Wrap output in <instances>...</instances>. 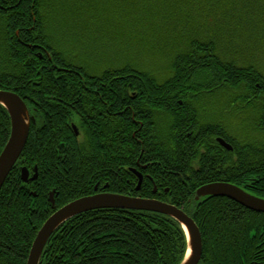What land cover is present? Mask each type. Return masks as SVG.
<instances>
[{"label":"trees","instance_id":"1","mask_svg":"<svg viewBox=\"0 0 264 264\" xmlns=\"http://www.w3.org/2000/svg\"><path fill=\"white\" fill-rule=\"evenodd\" d=\"M219 44L231 49L233 59L217 53ZM249 45H264V0H0V90L18 95L35 120L0 191V264H26L47 218L92 195L96 184L182 207L201 235L199 264H264L256 257L264 251V214L225 198L194 201L199 187L215 182L264 199V68L250 55L252 61L242 63L235 52ZM204 86L212 97L198 93ZM96 88L109 92L111 107L125 106L124 114H108L114 124L89 130L91 156L86 150L58 153L72 109L44 107L40 93L77 101L75 116L87 126L88 93ZM208 106L215 114L206 113ZM207 116L219 126L203 125ZM137 119L143 127L133 134ZM9 133V116L0 106V153ZM196 133L197 142L191 139ZM138 157L154 166L147 187L136 191L127 186L136 177L126 168ZM22 167L31 175L36 170L37 180L22 183ZM186 249L173 219L98 210L63 224L39 264H179Z\"/></svg>","mask_w":264,"mask_h":264},{"label":"water","instance_id":"2","mask_svg":"<svg viewBox=\"0 0 264 264\" xmlns=\"http://www.w3.org/2000/svg\"><path fill=\"white\" fill-rule=\"evenodd\" d=\"M0 106L6 111L10 120L9 137L0 153V191L12 169L19 161L27 143L31 123L34 117L24 101L15 93L0 90ZM77 134V132H76ZM221 147L230 151L231 146L224 140L217 139ZM21 181L25 184L37 180L36 170L29 178V171L19 169ZM136 191H139L142 177L138 176ZM226 198L241 207L258 214H264V199L248 194L239 187L217 182L201 186L195 192V201L202 198ZM49 203L55 209L54 192L49 194ZM98 210H124L163 215L177 222L182 228L187 249L179 264H199L202 256V240L198 227L193 219L182 208L155 199L130 197L112 193H95L72 201L56 210L38 230L29 251L26 264H39L42 253L51 236L66 222L79 215Z\"/></svg>","mask_w":264,"mask_h":264},{"label":"flooded vegetation","instance_id":"3","mask_svg":"<svg viewBox=\"0 0 264 264\" xmlns=\"http://www.w3.org/2000/svg\"><path fill=\"white\" fill-rule=\"evenodd\" d=\"M59 79H61V78H59ZM89 79L92 81L95 80L94 77H90ZM95 86H97V85H95ZM101 86H102V88L106 87V85L103 84V82H101ZM40 95L43 97V106L44 107L47 106V104L58 103L57 106H62L63 108H70L71 107V109H72V112H69L70 118L68 119L67 123L65 124V125H67V128H64L67 131L66 138H65L66 141H60V143H59L60 147L58 148V151H57L58 153L62 152L63 154H67L68 152H71V151L78 152V153L82 154L86 150L87 156H91L92 155V143H94V142L90 141L89 130H91L92 127L93 128H99L100 125L102 128H105L107 126V124H109V123L114 124V120H111L110 117H108V114L111 115L113 118L119 117V116L121 117L126 110L125 106L124 107H118V108L117 107H111L112 104L111 103L109 104V101H108L109 100V92L103 91V90L98 91L96 88L94 91H89V93H88L89 105L87 106V111H88V115L86 117L87 126H84L80 122V120L75 116V112L73 110L75 108V107H73V105L77 101H66L63 99H57L56 100L57 96H64L65 95V94L60 93V92H52V93L51 92L50 93L43 92V93H40ZM72 96H75V93H73ZM133 96H135V95H133ZM142 96H145V95L142 94ZM127 103H130V101H128ZM180 105H181V103H180ZM114 109H116L115 110L116 112L113 113V115H112V112H114ZM215 110L217 112H219V105H217L215 107ZM205 111H203V112H205ZM56 113H58V112H56ZM45 114H46V112L43 111V116H46ZM132 117L134 120V115H132ZM49 119H51V116H49ZM195 119H197L200 122V118L198 119L197 117H191L189 120L192 121ZM204 119L206 121L205 122L206 124H203V125L208 126L210 129H215L219 126L218 125L219 121L217 118H214V117L212 118L210 116H207ZM212 120H214V121H212ZM209 121H211V122H209ZM134 123L135 124H132L133 134H135L138 130H140L143 127V122L141 120L137 119L134 121ZM116 126L118 129L123 127V118L118 119V124H116ZM86 128H87V132H86ZM152 128L154 129L153 125L150 127V130ZM76 132H77V134H76ZM200 135H201V133H196V134H194V137H192L191 139L196 141V139ZM190 136H191V134H189V133L186 134V137L189 138ZM74 137L76 138V140L74 139ZM136 141L139 142L138 139ZM216 141H217V139H216ZM83 144L85 146H82ZM107 147H108V145H107ZM106 151H107V149H106ZM105 154H107V152ZM139 160H140L139 157L136 158L135 159V161H136L135 166L126 168L130 172L131 175L136 177V178H130L129 177L130 180L127 181V186L129 187L131 185H134L135 189H136L137 183H138V181L136 179L138 178L139 175L142 177L141 186L144 185V188L147 187V181L152 179L150 177L151 172H148V171L154 166V164H147V163L141 164ZM150 165H151V167L148 168V166H150ZM126 169H124L122 166L121 167V173ZM141 171L145 172V174L142 175ZM32 176L33 175H31L29 172V178H31ZM26 185H28V184H26ZM205 185H207V184H205ZM141 186H140V188H141ZM202 186H204V185H202ZM93 191H94L93 194H95V193H110V192H107V190L105 191L104 188L99 189L98 184L95 185ZM155 191H156V188L153 187V192H155ZM112 194H115V193H112ZM55 196L56 195L54 192V197ZM88 196H90V195H88ZM126 196L136 197V196H131V195H126ZM83 197H86V196H83ZM80 198H82V197H80ZM80 198H77V199H80ZM77 199H74L72 201H75ZM66 201H67V199H66ZM54 203H55V200H54ZM182 210H183V208H182ZM263 244L264 243H261L259 245V247L262 246ZM256 257L263 259V261H264V251L257 252ZM244 264H248V261L245 260Z\"/></svg>","mask_w":264,"mask_h":264},{"label":"rangeland","instance_id":"4","mask_svg":"<svg viewBox=\"0 0 264 264\" xmlns=\"http://www.w3.org/2000/svg\"><path fill=\"white\" fill-rule=\"evenodd\" d=\"M255 17H256V15L250 16L251 19H254ZM232 41H234V40H232ZM219 42L222 43L221 40H219ZM218 47L219 48L217 49V53L221 57H223V58H226L227 57L228 60H231V58L233 59V55L231 54V49L229 50L225 46L220 45V44H219ZM245 49L247 50V52H246V50H243V49H242V51H239V48H237V51H235V52H238V56H239V54H241L240 61H242V63L248 64L250 61H252L248 57L250 55L253 58V61L257 60L256 61L257 62V65L260 64L261 67L264 68V45H258V46L249 45V47L248 48L245 47ZM198 93L200 95H203L205 98H208V97H212L213 96V90L207 91V90H205V86L202 87V91H199ZM202 101H203V106H205L206 105V102L203 99H202ZM206 109H207L206 113H208V114H211V113L215 114L212 106H208V107H206ZM212 121H214V120H212ZM209 122H211V121H209ZM200 123H202V121H200ZM246 124L250 126V121L247 120ZM237 134H239V133H237Z\"/></svg>","mask_w":264,"mask_h":264}]
</instances>
